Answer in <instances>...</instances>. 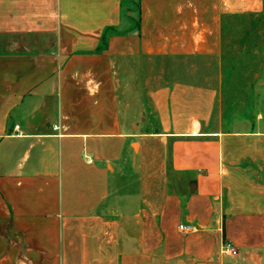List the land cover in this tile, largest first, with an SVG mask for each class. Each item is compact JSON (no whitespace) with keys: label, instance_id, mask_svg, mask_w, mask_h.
<instances>
[{"label":"crops","instance_id":"crops-1","mask_svg":"<svg viewBox=\"0 0 264 264\" xmlns=\"http://www.w3.org/2000/svg\"><path fill=\"white\" fill-rule=\"evenodd\" d=\"M263 11L0 0V264H264V115L223 130L211 81Z\"/></svg>","mask_w":264,"mask_h":264},{"label":"rangeland","instance_id":"rangeland-1","mask_svg":"<svg viewBox=\"0 0 264 264\" xmlns=\"http://www.w3.org/2000/svg\"><path fill=\"white\" fill-rule=\"evenodd\" d=\"M213 61L216 72L210 76L219 90L216 114L221 128L250 130L258 112L264 115V11L230 18L221 53ZM198 71L202 75L195 78L210 80L205 68Z\"/></svg>","mask_w":264,"mask_h":264},{"label":"built area","instance_id":"built-area-1","mask_svg":"<svg viewBox=\"0 0 264 264\" xmlns=\"http://www.w3.org/2000/svg\"><path fill=\"white\" fill-rule=\"evenodd\" d=\"M179 229H180V231H182L184 233H188V232L193 231L195 229V227L191 224H180ZM223 250H224V252L229 253V254H236L237 253V249L229 241H227L223 244Z\"/></svg>","mask_w":264,"mask_h":264}]
</instances>
